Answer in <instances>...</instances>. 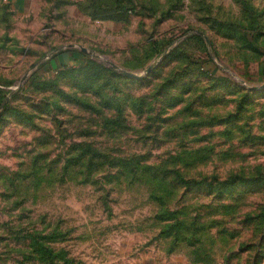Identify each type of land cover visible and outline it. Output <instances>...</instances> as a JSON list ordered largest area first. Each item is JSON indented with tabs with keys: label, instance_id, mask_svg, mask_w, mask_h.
<instances>
[{
	"label": "rangeland",
	"instance_id": "1",
	"mask_svg": "<svg viewBox=\"0 0 264 264\" xmlns=\"http://www.w3.org/2000/svg\"><path fill=\"white\" fill-rule=\"evenodd\" d=\"M126 15L0 0V264H264V0Z\"/></svg>",
	"mask_w": 264,
	"mask_h": 264
},
{
	"label": "crops",
	"instance_id": "2",
	"mask_svg": "<svg viewBox=\"0 0 264 264\" xmlns=\"http://www.w3.org/2000/svg\"><path fill=\"white\" fill-rule=\"evenodd\" d=\"M98 1H101L102 4H97V8H95V0H3L9 10L23 12V15L29 18V20H32V18L35 19L36 17L40 18V20L46 18L51 19L53 24H61V26L70 27L74 31L76 30L78 32L76 34L80 38L90 36L92 33L94 34L96 28L104 34L105 28L107 27H123L122 20L130 17V15H126L127 12H139L147 7L153 8L154 10H166L168 4L177 3V0ZM190 1L182 0V2L186 3ZM127 9L128 11L125 12L124 10ZM93 10L97 14H101V16L95 17L92 14ZM45 11L52 12V14L50 16H44L43 12ZM133 262L132 264H201L192 262L186 255L178 254L177 252L168 256L164 253L155 254L152 252L148 255H142L141 258L133 259Z\"/></svg>",
	"mask_w": 264,
	"mask_h": 264
},
{
	"label": "water",
	"instance_id": "3",
	"mask_svg": "<svg viewBox=\"0 0 264 264\" xmlns=\"http://www.w3.org/2000/svg\"><path fill=\"white\" fill-rule=\"evenodd\" d=\"M74 45V44H73ZM72 44L71 45H69V46H73ZM76 46H78L81 50H83V51H88V52H90L87 48H85V47H82V46H79V45H76ZM129 75H131V76H137L136 74H134V73H129ZM253 88H255V87H253Z\"/></svg>",
	"mask_w": 264,
	"mask_h": 264
},
{
	"label": "trees",
	"instance_id": "4",
	"mask_svg": "<svg viewBox=\"0 0 264 264\" xmlns=\"http://www.w3.org/2000/svg\"><path fill=\"white\" fill-rule=\"evenodd\" d=\"M125 12H127L128 11V9L127 10H124Z\"/></svg>",
	"mask_w": 264,
	"mask_h": 264
}]
</instances>
